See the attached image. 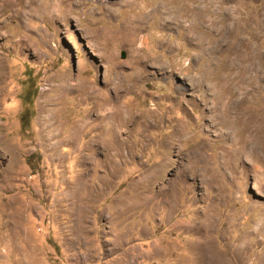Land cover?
Returning a JSON list of instances; mask_svg holds the SVG:
<instances>
[{"label": "rangeland", "instance_id": "1", "mask_svg": "<svg viewBox=\"0 0 264 264\" xmlns=\"http://www.w3.org/2000/svg\"><path fill=\"white\" fill-rule=\"evenodd\" d=\"M0 264H264V0H0Z\"/></svg>", "mask_w": 264, "mask_h": 264}, {"label": "water", "instance_id": "2", "mask_svg": "<svg viewBox=\"0 0 264 264\" xmlns=\"http://www.w3.org/2000/svg\"><path fill=\"white\" fill-rule=\"evenodd\" d=\"M122 58H124V54H122V56H121Z\"/></svg>", "mask_w": 264, "mask_h": 264}, {"label": "bare ground", "instance_id": "3", "mask_svg": "<svg viewBox=\"0 0 264 264\" xmlns=\"http://www.w3.org/2000/svg\"><path fill=\"white\" fill-rule=\"evenodd\" d=\"M64 87H65V86H64ZM64 87H63V88H64Z\"/></svg>", "mask_w": 264, "mask_h": 264}]
</instances>
